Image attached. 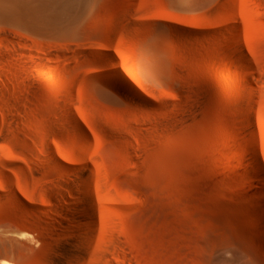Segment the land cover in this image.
<instances>
[{
	"label": "rangeland",
	"instance_id": "1",
	"mask_svg": "<svg viewBox=\"0 0 264 264\" xmlns=\"http://www.w3.org/2000/svg\"><path fill=\"white\" fill-rule=\"evenodd\" d=\"M181 1L0 0V264H264V0Z\"/></svg>",
	"mask_w": 264,
	"mask_h": 264
},
{
	"label": "bare ground",
	"instance_id": "2",
	"mask_svg": "<svg viewBox=\"0 0 264 264\" xmlns=\"http://www.w3.org/2000/svg\"><path fill=\"white\" fill-rule=\"evenodd\" d=\"M180 5L182 7H188L189 6V2L187 0H182L180 2ZM125 85H127L129 87V89L134 93V90L130 86V84L126 83ZM244 114H245V117H246V120H247V123H248V129H249L250 156H251V159L253 161L254 166L259 171V174L262 176L263 181H264V168H263V165H262L261 160H260L259 155H258L256 137H255V135H254V133L252 131L253 119H252L251 109L249 107H247V109L244 111ZM85 188H86V192L84 194L85 197L83 199L85 204H83V206H85V205L86 206L83 208L82 211L80 210L83 213L81 215H78L76 220H78L79 222H82V224H84V226H86V230L87 231H90V232L91 231H98L99 230V226H98L99 224L97 223V220L95 218V206L93 205V203L89 199L91 197L90 189L86 186V184H85ZM17 203L19 205H21L22 207L26 208L27 210H31L32 209L31 207H29L21 199H17ZM75 218H76V216H75ZM87 226H88V228H87ZM110 235H111V233H110ZM71 246H72L71 243L65 242V243H63L60 246L59 249L61 251H65V250L69 249Z\"/></svg>",
	"mask_w": 264,
	"mask_h": 264
}]
</instances>
